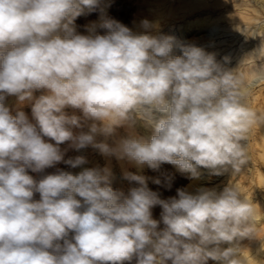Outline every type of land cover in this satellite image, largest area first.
<instances>
[{
    "label": "clouds",
    "instance_id": "1",
    "mask_svg": "<svg viewBox=\"0 0 264 264\" xmlns=\"http://www.w3.org/2000/svg\"><path fill=\"white\" fill-rule=\"evenodd\" d=\"M110 6L0 0V264H250L237 245L257 237V207L239 186L190 184L164 199L149 177L124 169L135 184L125 192L112 186L111 159L153 171L171 164L190 181L202 169L241 173L248 137L264 126V112L247 103L264 80V43L247 58L257 74L250 82L247 59L229 69V57L146 19L134 31L107 15ZM94 12L78 32L76 19ZM89 147L108 162L65 158ZM172 179L152 182L170 189Z\"/></svg>",
    "mask_w": 264,
    "mask_h": 264
},
{
    "label": "bare ground",
    "instance_id": "2",
    "mask_svg": "<svg viewBox=\"0 0 264 264\" xmlns=\"http://www.w3.org/2000/svg\"><path fill=\"white\" fill-rule=\"evenodd\" d=\"M146 1L149 7L156 8L157 0ZM162 7V16H168L163 34L173 35L181 41L190 31L199 33L197 37L189 39L191 43L204 47L208 52L216 53L218 60L225 56L232 58L225 65L229 69L238 68L242 61L249 58L264 43V20H260L264 18V0H164ZM183 17L189 18L181 22ZM256 63L259 65L260 61ZM241 71L251 82L257 75L255 61L247 59ZM247 103L253 109L264 112V93L261 92L260 87L250 91ZM139 130L144 135L150 134L143 128H138ZM120 134L124 135L123 129L120 130ZM251 134L254 141L247 145L249 163L239 174L234 175L231 169L225 172L221 178L223 184L216 185L215 189L219 192L229 184H236L256 205L257 237L246 238L247 241L241 247V254L244 252V255L249 257L250 264H255V261L257 264H264V186H260L264 183V161L261 159V148H264V126L255 127L254 134ZM107 162L106 160L105 164ZM117 163L123 170L128 164L118 161ZM112 171L114 180L116 170L112 169ZM204 178L205 176L201 179ZM201 179L200 182L198 181L199 187H201Z\"/></svg>",
    "mask_w": 264,
    "mask_h": 264
},
{
    "label": "rangeland",
    "instance_id": "3",
    "mask_svg": "<svg viewBox=\"0 0 264 264\" xmlns=\"http://www.w3.org/2000/svg\"><path fill=\"white\" fill-rule=\"evenodd\" d=\"M157 2H155L156 8H152L151 6L149 7L146 0H110L111 6L107 8V15L110 18H113L117 21H120L121 23H123L124 25L133 29L134 31H140L141 30L140 29V21L146 19V20L156 24L158 26L159 33L163 34V32L165 30L164 26L167 23L166 19L168 18V16L167 15L162 16V14H163L162 3L164 2V0H157ZM176 16H178V15H176ZM189 17H185V18L183 17V20H181V22L186 21ZM179 18H181V17H179ZM97 19H98V13H95V12L90 14V15L78 17L75 21V23L77 25V31L80 32L81 34H86L85 29H84V25H87L92 21H96ZM260 20H264V18H260ZM98 31L100 32V34H104L105 30L100 29ZM198 35H199V33L190 31L185 36V38L181 39V41H183L185 43H191L190 40L192 38L197 37ZM174 54L179 55L180 53L177 50ZM231 60H232V58H230V61ZM256 79H257V75L252 79V81H255ZM260 83H264V81L260 80L259 83H256L255 86L252 87L250 91H253V89L260 87L261 92L264 93V84H262L263 85L262 86ZM7 103L13 109V112H14L18 106L16 99L14 97H10V98H8ZM22 110L25 111L29 115V117H31V109L29 106H27V105L23 106ZM69 111H71V110H69ZM254 132H255V127H253L251 133L254 134ZM139 133L144 135L140 130H139ZM251 133H250L248 140L246 142L247 145L252 144L254 141L253 135ZM61 147L67 148L68 145L64 144V145H61ZM76 155H84L88 159L89 163L87 165H85V167H93V166H97V165L102 167L105 165V162H106V159L103 156H101L96 150H94L90 147L87 149H83L80 152H76L75 150L69 149L66 153L65 158H68L70 156H76ZM261 156H262L261 159L264 161V148H261ZM111 166H112L113 170L114 169L116 170V179L112 180V186L114 188L122 189L125 192H127V190L130 187L135 186L134 183L130 184L127 180L123 179V177H122L123 169H121V167L118 165L117 161L114 158L111 159ZM57 167L64 168L67 170V166L64 165L63 163L57 165ZM76 170L77 169H74L72 171H76ZM126 170L149 177L148 187L153 191L159 192L161 195V198H164V199L171 197V196H174L176 194L177 188L186 187V186L192 184V182H193L192 185H194L195 187H199V182H200V180H199V182L198 181H190L189 179L186 178L185 175H182L181 173H179L177 171L176 166L171 165V164H163L158 171H153V170L147 168L146 166L143 169H138L133 165L127 164ZM54 171H55V168H49V169H46L44 173H30V174L33 175L35 178L39 179L43 175H46L48 173H52ZM202 171L204 172V176H205L204 179H201V186L202 187L215 188L216 185L223 184V179H221L222 175H220L221 177L220 176L209 177L207 174V170L202 169ZM162 174H168V175H171L173 177L170 189L163 187L162 185H157V184L152 182V178L161 177ZM244 180H245V178L243 179V181ZM247 185H248V182H247ZM260 186L263 187L264 183ZM254 187H256V186H254ZM251 188H253V187H251ZM36 198L37 199L39 198L38 194L36 195ZM160 212H161L160 207L159 206L155 207L153 209V217L156 219H159ZM246 241H247L246 238L243 240H240L238 242L237 246L241 249L242 245H244ZM226 246L227 245H225V247ZM209 264H215V262L209 261Z\"/></svg>",
    "mask_w": 264,
    "mask_h": 264
}]
</instances>
